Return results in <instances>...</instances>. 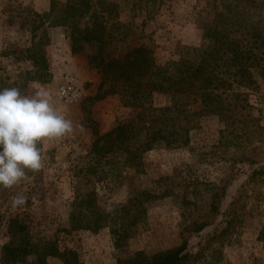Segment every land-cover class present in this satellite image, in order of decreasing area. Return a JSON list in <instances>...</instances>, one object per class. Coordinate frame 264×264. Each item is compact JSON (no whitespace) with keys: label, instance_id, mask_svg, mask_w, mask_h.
I'll use <instances>...</instances> for the list:
<instances>
[{"label":"rangeland","instance_id":"obj_1","mask_svg":"<svg viewBox=\"0 0 264 264\" xmlns=\"http://www.w3.org/2000/svg\"><path fill=\"white\" fill-rule=\"evenodd\" d=\"M66 2L0 0V85L52 91L75 126L43 143L45 167L29 173L31 183L0 187V264H64L52 249L74 251L71 264H130L183 241L187 264H264V0H90L74 18L59 9ZM86 27L101 39L84 40ZM223 31L227 46L217 39ZM237 46L248 57L239 87ZM138 48L160 66L208 59L214 75L234 79L222 92L226 118L205 114L186 144H156L136 158L118 141L99 149L104 134L141 109L124 103L125 85L108 64ZM64 72L82 86L77 101L58 95ZM146 99L145 107H160L170 95ZM128 141L130 149L139 143ZM17 192L28 197L22 208L11 206ZM10 244L27 252L9 259Z\"/></svg>","mask_w":264,"mask_h":264},{"label":"trees","instance_id":"obj_2","mask_svg":"<svg viewBox=\"0 0 264 264\" xmlns=\"http://www.w3.org/2000/svg\"><path fill=\"white\" fill-rule=\"evenodd\" d=\"M89 7L90 0H67L59 9H63L64 12L70 11L71 18H74L83 15ZM82 38L86 41L100 40L101 36L92 31V28L86 27ZM228 38V34L223 31L221 37L217 39L221 41L222 45L227 46ZM75 42L73 39L71 48L73 51H78ZM138 50L140 51L139 54L132 57L124 56L122 59L108 64L116 67V77L125 85L122 90L124 103L141 109L136 112L134 119H129L125 123L122 122L117 125L113 132L104 134V140L99 149L107 152L113 147L114 142L118 141L123 145L121 149L133 152L132 156L136 158L139 156L137 152L150 150L156 144L161 143L168 146L186 144L189 140L190 129L195 126L196 120L205 114L215 113L221 116L223 120L226 118V104L222 98V92L233 86L231 84L234 79L214 75V69L208 59H202L197 63L190 59H179L167 62L165 66H160L155 63L152 57L147 59L144 50L136 49V51ZM247 59L248 57L244 55L239 46L232 49L231 65L240 71V79H236L237 87L244 85V80L248 79L244 77L243 71ZM40 78L38 77L41 81L45 80ZM143 86L145 88H142ZM2 88L5 86L0 85V89ZM220 90L221 93L217 92ZM155 91L169 94L170 102L160 107H152L151 105L145 107L148 102L146 97ZM131 130L134 131L131 132ZM139 136L143 138L139 139ZM135 137L139 143L137 142L138 144L130 149L131 142L128 139ZM252 172L253 174L261 172V168L253 169ZM78 198L79 195L77 194L72 203L73 210L70 217L73 227H80L75 215L76 208L81 203ZM12 222L18 224L17 232L23 230L24 227L20 223L14 220ZM204 225L205 223H199L196 228L200 230ZM10 245H4L5 255L9 259H14L27 252L26 247L22 244L19 247L16 245H11L13 246L11 247ZM187 246V241H183L176 247L151 256L143 257L142 254H139L130 264H187L192 257L187 251ZM46 253L60 256L63 258L64 264L75 262V253L71 250L59 252L52 249L51 252L47 251ZM71 257L74 258L72 261H70ZM38 260L43 263L44 258L39 257Z\"/></svg>","mask_w":264,"mask_h":264},{"label":"clouds","instance_id":"obj_3","mask_svg":"<svg viewBox=\"0 0 264 264\" xmlns=\"http://www.w3.org/2000/svg\"><path fill=\"white\" fill-rule=\"evenodd\" d=\"M75 131L74 122L56 105L48 89L26 93L18 86L0 89V187L12 189L31 183L45 167V141L60 140ZM28 197L17 192L13 208L27 205Z\"/></svg>","mask_w":264,"mask_h":264},{"label":"built area","instance_id":"obj_4","mask_svg":"<svg viewBox=\"0 0 264 264\" xmlns=\"http://www.w3.org/2000/svg\"><path fill=\"white\" fill-rule=\"evenodd\" d=\"M57 90L59 97L65 102L77 101L82 94V86L71 72H64L61 75Z\"/></svg>","mask_w":264,"mask_h":264}]
</instances>
